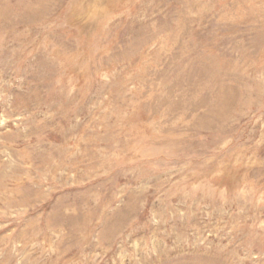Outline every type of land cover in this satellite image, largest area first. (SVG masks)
Returning a JSON list of instances; mask_svg holds the SVG:
<instances>
[{
	"label": "rangeland",
	"instance_id": "rangeland-1",
	"mask_svg": "<svg viewBox=\"0 0 264 264\" xmlns=\"http://www.w3.org/2000/svg\"><path fill=\"white\" fill-rule=\"evenodd\" d=\"M0 264H264V0H0Z\"/></svg>",
	"mask_w": 264,
	"mask_h": 264
}]
</instances>
